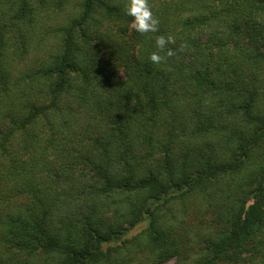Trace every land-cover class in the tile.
<instances>
[{"label":"trees","instance_id":"16d2710c","mask_svg":"<svg viewBox=\"0 0 264 264\" xmlns=\"http://www.w3.org/2000/svg\"><path fill=\"white\" fill-rule=\"evenodd\" d=\"M148 3L0 0V264H264V0Z\"/></svg>","mask_w":264,"mask_h":264},{"label":"clouds","instance_id":"9594fccd","mask_svg":"<svg viewBox=\"0 0 264 264\" xmlns=\"http://www.w3.org/2000/svg\"><path fill=\"white\" fill-rule=\"evenodd\" d=\"M125 15L131 18V27L140 34L155 33L159 31V19L154 15L148 0H127L124 9ZM175 43V37L159 35L155 39V47L160 51L166 50V56H173L175 53L167 48ZM166 56H161L158 52L150 54L149 60L155 65L162 63Z\"/></svg>","mask_w":264,"mask_h":264},{"label":"rangeland","instance_id":"374dc122","mask_svg":"<svg viewBox=\"0 0 264 264\" xmlns=\"http://www.w3.org/2000/svg\"><path fill=\"white\" fill-rule=\"evenodd\" d=\"M141 227H142V225L138 226V227L136 228L135 232H136V231H139ZM133 233H134V232H133ZM133 233H132V234H133Z\"/></svg>","mask_w":264,"mask_h":264}]
</instances>
